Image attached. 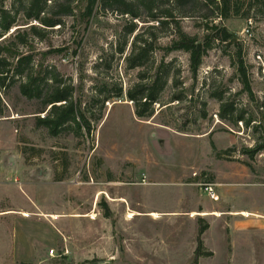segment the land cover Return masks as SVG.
Here are the masks:
<instances>
[{"label": "rangeland", "instance_id": "rangeland-1", "mask_svg": "<svg viewBox=\"0 0 264 264\" xmlns=\"http://www.w3.org/2000/svg\"><path fill=\"white\" fill-rule=\"evenodd\" d=\"M124 1L120 7H112L113 0L99 4L89 19L83 16L88 0H46L47 16H57L56 2H68L73 14L22 48L39 66L54 67L72 81L75 101L89 111L92 133L52 136L37 125L50 109L43 101L25 98L19 84L4 97L0 210L13 212L0 214V264H264V244L255 245L264 228L256 221L203 213L222 205L204 186L215 190L224 175L239 178L241 209L249 207V190L264 188V10L255 0H239L242 14L252 2L249 18L205 21L212 13L195 11L182 19L185 34L211 45L195 76L190 54L170 50L179 40L175 25L162 27L140 0ZM20 3L0 0V9L18 21L8 36L19 28H45L26 19ZM173 3L163 0L162 10L174 9ZM223 28L231 41L216 39ZM150 33L158 39L154 52L141 70H129L126 58L135 37L144 34L151 42ZM163 61L174 74L153 117L139 118L124 96L108 102L97 120L112 85L128 91L140 71L150 79ZM223 103L235 112L226 119ZM240 116L245 121L236 122ZM20 209L30 216L21 217ZM17 251L26 252L19 259Z\"/></svg>", "mask_w": 264, "mask_h": 264}, {"label": "trees", "instance_id": "trees-1", "mask_svg": "<svg viewBox=\"0 0 264 264\" xmlns=\"http://www.w3.org/2000/svg\"><path fill=\"white\" fill-rule=\"evenodd\" d=\"M113 1L116 4H113L112 7L125 5L124 0ZM140 1L148 9L152 18L158 20L162 27L175 25L179 40L174 43L170 50H183L190 54L191 69L195 76H197L203 58L211 45L210 42L201 43L197 38L185 34L181 28V20L191 17V13L195 11H210L213 16L206 15L204 17L205 21L215 20V17L222 21L241 16L249 18L253 8L251 2L246 12L242 14L243 5L239 3V0H174V9L162 10L165 7V4H161L163 0ZM255 1V7L264 10V0ZM109 3L110 0H88L83 16L90 19L99 4L106 7ZM20 5L24 9L26 19L33 17L45 28L32 26L30 31L19 28L8 36L11 30L18 26L17 17L12 16L11 12L5 10V8L0 9V118H4L8 111L3 102L4 97L9 94L12 87L19 84L21 94L25 98L43 101L46 109L50 108L47 116L38 118L37 125L39 127H47L52 136H59L66 131H73L77 137L83 136L84 131L87 135H90L92 133V122L87 116L89 111L83 112L79 102L75 101L76 87L72 81L61 77L54 67L44 68V66H39L31 53L22 50V48L28 46L32 36L40 38L41 33L47 31V29L61 26L63 23L62 17L73 14V10L68 6V2H56L52 7L58 11L57 16L49 17L45 14L43 8L46 5V0H21ZM127 13L135 19L139 18L138 14L132 9L127 10ZM150 36L151 42L145 39L144 34H138L135 37L131 53L126 58L129 70H141L144 65L143 62L154 52L158 39L154 34L150 33ZM216 36V39L224 43L232 40V35L225 28L220 29ZM118 53L123 55L125 50L120 49ZM170 68L171 64L163 61L155 76L150 79L146 78L144 73L140 71L138 81L128 91H125L122 85H112L111 91L105 94L101 100L97 120L103 118L108 102L122 99L124 96L134 104L136 115L139 118L153 117L156 113L155 106L160 103L161 96L174 74ZM239 71L246 89L251 93L243 61H240ZM234 113L231 105L228 103L222 104L221 118L226 119V115H233ZM238 121H245V117L240 116L236 122ZM207 228H203L200 232L199 246L196 251L197 257L200 256L204 247L201 236Z\"/></svg>", "mask_w": 264, "mask_h": 264}, {"label": "crops", "instance_id": "crops-1", "mask_svg": "<svg viewBox=\"0 0 264 264\" xmlns=\"http://www.w3.org/2000/svg\"><path fill=\"white\" fill-rule=\"evenodd\" d=\"M1 168H0V184H1ZM239 178L237 176L232 175L231 177L225 176L221 179V181L217 182V188L215 189L217 196L219 197V201H217L216 203L219 204L222 203V205H217L215 208L217 209H212L209 211H204L203 213H208V214H215L218 213L219 216L217 218L223 219V220H240V219H253L254 221H256L258 223V226L260 228H264V188L260 187V188H255V189H251L248 191V197L249 199V207L246 208L245 206L241 207L240 202H242V200L240 199L241 196V190L238 188L239 185ZM215 187V185H214ZM238 194L239 197L236 195ZM252 199L253 205L250 204ZM261 200V201H260ZM215 202V201H214ZM225 203H231V205L226 206L228 204ZM225 204V205H224ZM214 207V206H212ZM214 210V211H213ZM13 212L12 210H0V214H5V213H10ZM19 215H21V217L25 218V216L23 215L28 214L27 211H23L22 209H20L19 211H16ZM215 212V213H214ZM244 212L250 213L249 217H243L241 214H243ZM156 213V212H155ZM196 213V212H194ZM193 213V214H194ZM198 213V212H197ZM154 214V213H152ZM159 214V213H157ZM199 214V213H198ZM160 215V214H159ZM202 215H206V214H202ZM27 218V217H26ZM264 231V230H263ZM259 242L255 243V245H261L264 244L261 242L262 239H264V234L263 233H259ZM26 251H22L20 252H16L15 255L17 258L20 259V257H23V253H25ZM256 252H258V247L256 249ZM26 255V254H25ZM20 256V257H18ZM16 258V259H17Z\"/></svg>", "mask_w": 264, "mask_h": 264}, {"label": "bare ground", "instance_id": "bare-ground-1", "mask_svg": "<svg viewBox=\"0 0 264 264\" xmlns=\"http://www.w3.org/2000/svg\"><path fill=\"white\" fill-rule=\"evenodd\" d=\"M23 215H24L25 217H29V216H30V215L25 214V213H24ZM135 215H136V214H133V212H132V213L129 214V217H130V218H135ZM199 215H200V214H198V213H194V214H192L193 217H196V216H199ZM214 215H215V216H219L218 213H215ZM241 215L247 218V217L250 216V213L244 212V213L241 214ZM151 216L154 217V218H156V219L160 217V215L157 214V213H154V214H152ZM50 217H51V219H53V220H58V219L60 218V217L57 216V215H51ZM93 218H95V216H93Z\"/></svg>", "mask_w": 264, "mask_h": 264}, {"label": "built area", "instance_id": "built-area-1", "mask_svg": "<svg viewBox=\"0 0 264 264\" xmlns=\"http://www.w3.org/2000/svg\"><path fill=\"white\" fill-rule=\"evenodd\" d=\"M204 187L205 192L210 196L211 200L219 201V197L217 196L212 184L205 185Z\"/></svg>", "mask_w": 264, "mask_h": 264}]
</instances>
